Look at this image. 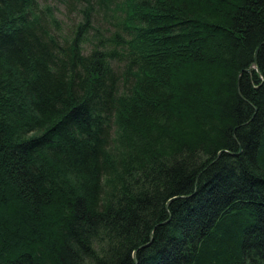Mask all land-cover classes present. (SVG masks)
Masks as SVG:
<instances>
[{"label": "trees", "instance_id": "16d2710c", "mask_svg": "<svg viewBox=\"0 0 264 264\" xmlns=\"http://www.w3.org/2000/svg\"><path fill=\"white\" fill-rule=\"evenodd\" d=\"M0 264H264V0H0Z\"/></svg>", "mask_w": 264, "mask_h": 264}, {"label": "rangeland", "instance_id": "374dc122", "mask_svg": "<svg viewBox=\"0 0 264 264\" xmlns=\"http://www.w3.org/2000/svg\"><path fill=\"white\" fill-rule=\"evenodd\" d=\"M59 15H60V17H62L63 19H64V21H65V23H64V26H65V28H68V26L72 23V22H75V21H77V15L76 14H72V13H70L67 9H65V8H62V11H61V13H59ZM131 139V142L129 141ZM136 140V137H134V136H130L129 138H128V140L126 141V143H124V145H123V143H122V137L120 136V134L119 135H117V137H116V144H115V146H116V148L117 149H120L121 150V148H122V150H123V152L122 153H124L126 150H129L130 148H126V147H131L132 146V144H133V141H135ZM121 151H119V152H117V150L116 151H114V153L115 154H118V155H120L119 153H120Z\"/></svg>", "mask_w": 264, "mask_h": 264}]
</instances>
